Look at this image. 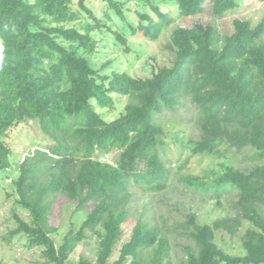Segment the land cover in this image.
<instances>
[{"label":"trees","instance_id":"16d2710c","mask_svg":"<svg viewBox=\"0 0 264 264\" xmlns=\"http://www.w3.org/2000/svg\"><path fill=\"white\" fill-rule=\"evenodd\" d=\"M105 1L123 20L127 2L149 6L156 16L137 11L138 24L128 26L151 40L172 21L161 10L162 0ZM170 1L188 17L202 13L207 0ZM210 2L216 17L239 6L238 0ZM85 3L78 0L75 8L72 0H0V173H17L13 194L30 216L25 220L15 213L17 226L9 237L26 234L27 246L41 247L50 264H68L70 253L92 235L97 237L96 260L81 256L78 264L129 259L131 264H264V16L257 24L236 18L231 34H221L212 23L175 28L166 45L172 64L136 78L127 72L102 73L110 62L99 69L92 62L96 32L106 28L125 45L127 39L108 26L109 11L97 18ZM114 94L128 96L129 102L107 120L101 110L114 107ZM167 112L193 127L195 136L185 140L190 156L225 157L219 170L197 175L181 172L186 162L176 169L166 165L159 152L165 127L157 116ZM29 121L51 143L16 159L6 137ZM230 150L244 153L251 164L235 166ZM174 182L181 189L213 193L218 206L227 202L226 213L201 222L190 210L184 220L168 225L163 217L158 222L153 205L145 201L118 258L111 261L132 214L134 188L175 194ZM59 195L87 215L58 245L49 216ZM219 232L240 234L244 252H227L216 241ZM173 245L183 252L176 263L168 255Z\"/></svg>","mask_w":264,"mask_h":264},{"label":"rangeland","instance_id":"374dc122","mask_svg":"<svg viewBox=\"0 0 264 264\" xmlns=\"http://www.w3.org/2000/svg\"><path fill=\"white\" fill-rule=\"evenodd\" d=\"M73 5L78 7V0H72ZM239 6L227 12L222 17H216L212 14L211 2L207 0L204 3V11L194 16H182L177 6L170 0H162L160 2L161 10L168 13L172 21L169 26L164 28L160 37L151 40L144 36L142 32L133 34L129 30V23L138 24L139 15L137 11H147L152 16H156L155 12L147 5H138L131 1L125 4L126 19H121L113 10L108 8L105 0H86L87 7L97 18L105 17V12L109 11L112 17L107 21L112 31L122 33L127 44H122L115 39V35L104 28L102 33H97L99 39L97 52L90 56L92 62L99 69L104 63L110 62L109 65L102 70V73L111 74L112 71L127 72L136 78L151 77L153 72L160 67L170 66L173 62V54L166 48L167 43L171 39L172 31L178 27H193L197 23H212L221 34H231L233 31V21L236 18L249 19L253 24H257L264 16V0H238ZM88 21L94 20L89 14L83 13ZM115 104L111 109H103L107 120H111L119 116L125 109V105L129 102L128 96L114 94ZM157 119L165 127V144L159 147L160 155L167 166L176 169L180 164L186 162L181 172H191L197 175H204L208 170L214 168L220 169V162L225 157L212 155H191L190 150L185 145V140L195 136L193 127L184 121L178 119L171 112L157 116ZM176 135H178L177 138ZM6 143L15 151L16 159L24 157L29 151L38 147H45L51 143L50 139L44 136L38 124L34 121L20 124L10 129L6 137ZM154 152L150 150L149 155ZM230 162L237 167H245L251 164L246 160L244 153L237 154L234 151H228ZM187 157L188 160H187ZM187 160V161H186ZM174 172L176 170H173ZM17 176L16 172L0 173V260L4 264H50L42 256L41 247L29 248L27 246V235L20 233L14 237H9V232L17 226L14 214H19L25 220H30L28 212L20 208L16 203V195L13 194V179ZM178 182H174V187L178 186V191L171 194L169 191H149L134 188L135 197L132 201V214L124 224L125 234L121 244L117 247L111 261L119 256L120 246L128 239L130 231L133 228L136 219L141 216L144 211L143 204L149 201L156 212L158 222L166 218L168 225L173 224L177 220H184L186 214L192 210L196 211L198 219L201 222H211L214 219L224 215L228 209L227 202L222 208L216 204V197L213 193L203 194L201 191L194 192L191 188L181 189ZM183 190V194H182ZM185 191V192H184ZM179 193L182 194L181 199L178 198ZM185 193V194H184ZM179 201L177 205L174 203ZM169 203V204H167ZM179 205V206H178ZM92 206H88L90 210ZM87 215V210H77V203L69 200L65 196H57L53 203L52 211L49 219L50 224L57 230L52 236L57 244L63 242V237L70 230H77ZM163 217V218H162ZM244 232V228L240 230V234ZM238 234L233 237L226 233H218L216 241L227 252L232 254H242L244 249L241 245V236ZM183 252L178 246L171 247L168 250L176 263L178 255ZM81 256L95 261L97 257V237L92 235L81 242L74 251L70 253L68 264H78ZM124 264H131L130 259Z\"/></svg>","mask_w":264,"mask_h":264}]
</instances>
